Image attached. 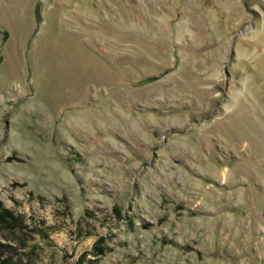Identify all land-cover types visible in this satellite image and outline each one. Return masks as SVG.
<instances>
[{
  "label": "rangeland",
  "instance_id": "1",
  "mask_svg": "<svg viewBox=\"0 0 264 264\" xmlns=\"http://www.w3.org/2000/svg\"><path fill=\"white\" fill-rule=\"evenodd\" d=\"M0 200L7 264H264V1L0 0Z\"/></svg>",
  "mask_w": 264,
  "mask_h": 264
},
{
  "label": "trees",
  "instance_id": "2",
  "mask_svg": "<svg viewBox=\"0 0 264 264\" xmlns=\"http://www.w3.org/2000/svg\"><path fill=\"white\" fill-rule=\"evenodd\" d=\"M4 228L12 230L13 233L23 230L30 233L31 231H36L34 228L29 229V225L24 222V219L21 216L15 214L12 209L5 207L3 202L0 200V229L2 230ZM48 229V226L44 225H40L39 228H37V230L43 234H45ZM27 246L28 245H25V247ZM8 248L12 250L15 249L13 246H11V244H7L0 240V264H7L9 259L4 256V252L5 249ZM31 254L33 253L31 252Z\"/></svg>",
  "mask_w": 264,
  "mask_h": 264
},
{
  "label": "water",
  "instance_id": "3",
  "mask_svg": "<svg viewBox=\"0 0 264 264\" xmlns=\"http://www.w3.org/2000/svg\"><path fill=\"white\" fill-rule=\"evenodd\" d=\"M264 1V0H263Z\"/></svg>",
  "mask_w": 264,
  "mask_h": 264
}]
</instances>
